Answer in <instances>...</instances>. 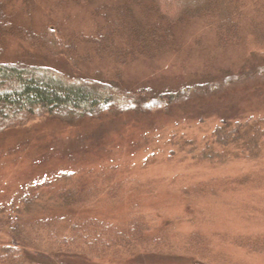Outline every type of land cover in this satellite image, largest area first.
Returning a JSON list of instances; mask_svg holds the SVG:
<instances>
[{
    "label": "rangeland",
    "instance_id": "1",
    "mask_svg": "<svg viewBox=\"0 0 264 264\" xmlns=\"http://www.w3.org/2000/svg\"><path fill=\"white\" fill-rule=\"evenodd\" d=\"M25 3L10 6L21 24L32 23L40 29L50 19L66 30L83 27L80 30L86 32L95 22L92 10L107 5L109 0H93L89 8L73 4L63 7L60 0H32L28 8ZM202 21L181 26L176 31L178 49L157 57L139 56L118 67L110 59L83 58L84 52L79 50L83 57L74 65L62 58L55 59V64L74 75L101 80L118 73L122 82L134 89L147 86L178 91L196 81L208 82L209 92L211 75L215 78L223 71H235L251 55L244 46L217 49L209 27ZM38 55L44 52L12 37L6 39L1 58L25 61L30 56L40 59ZM256 81L245 87L234 84L214 88V93L223 88L222 96L185 92L169 108L150 106L141 112L81 119L75 124L39 119L0 133V209L20 193L30 192L36 182L53 180L59 171L66 170L75 174L79 200L85 202L61 208L55 200L43 199L29 217H16L21 220L17 240L22 249L28 244L32 251L28 258L14 264H48L46 255L54 259L49 230L56 238L66 236L73 219L121 231H130L133 226L141 229L132 241L135 248L102 256L85 252L87 247L81 245V252L75 250L70 256L83 259L82 264H264L263 167L253 164L256 176L251 182L227 188L216 185L218 193L207 197L194 194L212 177L244 176V168L250 174L251 166L239 160L219 167L194 163L203 147L202 138L228 119L224 115L233 116L237 111L240 122L264 116V85ZM13 218L0 217V248L11 230L5 224ZM40 219H47L44 221L48 225L39 226ZM23 234L30 239L26 241ZM152 238H160L159 246L153 245ZM40 251L47 254L39 256Z\"/></svg>",
    "mask_w": 264,
    "mask_h": 264
},
{
    "label": "trees",
    "instance_id": "2",
    "mask_svg": "<svg viewBox=\"0 0 264 264\" xmlns=\"http://www.w3.org/2000/svg\"><path fill=\"white\" fill-rule=\"evenodd\" d=\"M20 1L24 0H0V133L39 119H58L75 124L81 119L96 120L116 113L141 112L150 106L168 105L169 108L185 92L190 95L209 93L210 96H222L225 93L223 86L237 84L245 87L255 83L253 81L256 79V84L264 85V0H109L107 5L92 10L95 22L92 30L86 32L80 30L83 27L66 30L50 19L40 29L32 23L21 24L10 10V6ZM31 1L26 0L25 8ZM60 2L63 7L73 4L89 8L93 0ZM198 19L209 27L217 49L244 46L251 55L235 71H223L221 76L215 78L211 75L209 92L208 82L196 81L185 84L178 91H160L147 86L134 89L125 85L118 73L109 80H101L74 75L55 64V59L62 58L67 64L74 65L77 58L82 56L80 52H84L85 57H82L86 59H110L118 67L139 56L157 57L165 51L178 49L176 31ZM12 37L43 51L44 55H38L40 59L37 60L31 56L25 61L2 59L6 39ZM220 86L223 87L222 92L214 93V88L219 90ZM229 111L226 109L227 113ZM239 114L235 111L233 116L224 115L228 119H221V124L212 130L210 136L202 138L203 147L198 149L199 155L194 164L219 167L239 160L247 167L251 166L250 174L248 168H244V176L207 179L194 190L197 197L216 195L219 191L216 185L227 188L255 180L252 179L256 176L253 164L257 168L263 167L260 172L264 177V116H251L245 122H240L236 117ZM231 117L236 120L232 122ZM55 177L53 180L45 178L41 184L36 182L30 192L20 193L15 201L4 203L3 209H0V214H3L0 217H14L5 224L11 233L7 235L4 247L0 248L1 262L14 264L18 259L23 261L32 251H29L31 247L27 243L22 249L17 240L21 220L17 221L16 217H29L32 208L42 203L43 199H48V202L55 200L61 208H72L83 202L79 200V183L72 171H59ZM54 180L56 183H51ZM257 190L260 189L257 187ZM44 220L47 221L40 219L38 223L42 228L48 225V221ZM133 228L136 230L121 231L110 228V225L73 219L69 221L66 236L56 238L55 232L49 230L54 242V259L46 255V260L48 264H82L83 259L73 260L77 256H70V253H76L75 250L80 253L81 245L87 247L85 252L102 256L113 250L135 248L132 241H135L141 229L139 226ZM24 237L26 241L30 239V236ZM152 240L155 247L159 246L160 238ZM64 253H69L70 257ZM38 254L44 256L47 253L40 251Z\"/></svg>",
    "mask_w": 264,
    "mask_h": 264
}]
</instances>
